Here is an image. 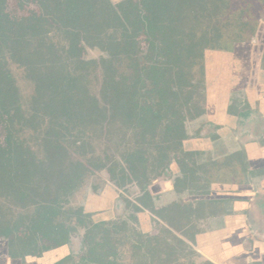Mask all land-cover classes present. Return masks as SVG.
<instances>
[{
	"label": "trees",
	"instance_id": "obj_1",
	"mask_svg": "<svg viewBox=\"0 0 264 264\" xmlns=\"http://www.w3.org/2000/svg\"><path fill=\"white\" fill-rule=\"evenodd\" d=\"M222 3L0 0V83L15 82L3 62L8 53L24 67L35 86L33 113L23 108L18 90L10 94L0 90V197L11 204L0 202V239L10 240L13 259L41 257L46 251L66 247L77 232L74 222L86 228L88 249L77 264H119L115 234L126 231V224L112 228L108 223L90 222L82 209H67L66 199L81 187L90 168L98 172L107 169L122 189L127 182L123 165L144 185L150 181L141 178L148 176L150 169L158 174L170 153L181 152L188 139L184 111L191 109L196 92L188 78L197 64L202 65L198 60L203 61L205 50L215 49L214 42L221 39L220 22L214 19ZM200 14L205 18L200 20ZM206 19L211 27L205 24ZM56 29L69 43V60L82 58L85 46L102 48L110 56L102 60L101 103L92 108L62 110L64 90L53 86L46 72L51 61L64 56L52 39ZM110 30L115 35L112 40ZM119 63L125 64L124 69ZM230 113L236 114L232 108ZM112 136L124 145L133 137L135 145L123 153L121 161L107 156L103 165L94 142ZM149 147L157 154H151ZM181 154L178 164L184 178L177 179V191L182 188L206 196L213 173L205 165L201 177L194 158L198 154ZM235 163L249 172L244 152L230 156L225 166L235 167ZM220 165L212 163L210 167ZM141 202L153 209L147 192ZM201 205L196 209L172 205L152 211L195 244L198 230L194 223ZM169 232L172 237L162 246L137 233L135 256L141 264H173L179 253H195ZM73 261L67 256L59 264Z\"/></svg>",
	"mask_w": 264,
	"mask_h": 264
},
{
	"label": "rangeland",
	"instance_id": "obj_2",
	"mask_svg": "<svg viewBox=\"0 0 264 264\" xmlns=\"http://www.w3.org/2000/svg\"><path fill=\"white\" fill-rule=\"evenodd\" d=\"M111 1L116 5L123 0ZM199 16L200 20L205 18L202 14ZM214 20L220 22L219 27H221L222 36L221 39L214 42L215 49L209 48L205 50L203 59L205 62L198 60L199 64L205 65L204 74L202 72L203 66L197 64L195 67L196 69L193 68L190 78H188V81L192 82L191 85L196 88V92L194 102L191 104V107H189L191 109H185L184 111V127L189 140L185 141V147H182L181 149V152L187 150L190 153L198 154L194 158L199 167L198 174L201 177L204 176L202 167H205L206 165V167L208 166V168H210L213 174H211L212 184L210 185L209 194L213 187L216 189L217 193H222L225 192V189L220 187L223 184L249 183L252 178H255L251 173L249 164V172L247 173L243 172L242 168L236 163L235 167L233 165L225 166L227 159L230 158V156L226 157V155L229 154V151H235L237 147L231 148L229 151L219 150V148H213L212 144L205 145L204 143L199 142L197 147L192 144L193 142L189 141L190 139H197V137L202 138V136H205V138H211L213 134H216V127L208 128L205 126L207 125L208 119L205 118L204 121H200V119L207 114V106L209 103L208 96L210 98L221 97L220 94L225 93L226 96L218 101L221 103L223 109L225 107H228L229 109L232 108L233 110L237 109V114L243 112L244 114L249 113V115L253 110L262 112L261 118L258 117L260 120L258 127L261 129L258 128L259 132H257V135L258 133L261 134V130L264 128V100H261L260 102L254 101L255 103H251L252 105L249 104L246 92H237V90H234L233 92L232 88L234 84L229 82L233 81L232 79L234 76L236 77L235 80H237V77H239L238 74H240V78L243 76V79L241 78V80L249 82L252 77L250 74V67H252L253 64L254 66H258L259 74L264 80V0H223L221 10ZM205 24L210 26L211 21L206 19ZM109 32V40H112L115 35L113 30H110ZM116 35L119 36L118 33H116ZM52 39L56 48L64 56L59 60L51 61L46 68V72L51 77L53 86L59 90L61 88L64 90L63 92L66 95V98L61 104L62 110H85L92 108L98 102L101 103L99 100L103 79L102 60L109 59V54L103 51L102 48H90L85 46L86 51L82 58H78L75 61L69 60V58H71L67 51L69 43L66 40L64 33L61 32L60 29H56L55 33L52 34ZM236 59H244L245 61L247 60V62L248 60H252V62H254L249 65L245 62L242 66L241 63L235 62ZM255 61H257V63ZM3 62L5 64V69L13 75L15 82L14 84L0 83V90L3 93L8 94L18 90L23 108L26 111L33 113L35 86L29 74L24 67L8 53L4 57ZM119 65L124 69V63H119ZM207 78L211 80V85L214 84L211 88L210 85H208L209 81L206 83ZM211 78H213V80ZM219 78H223L224 82L221 81L218 83L217 80H219ZM225 78H227V80H225ZM260 94L264 97V91ZM246 117L247 116L245 115L243 118ZM234 121H231L230 124H228V129L225 132L232 133V131H236ZM251 128L255 129V126L251 124ZM248 141L251 142L252 139H249ZM261 141V146H263L264 138ZM134 145L135 141L133 137H130L128 142L124 145L117 136H112L111 139L102 138L100 140H95L94 150L96 155L100 158L99 162L104 165L107 163V156L114 157L121 161L123 153L128 149L133 148ZM198 148L204 151L193 152L194 150H198ZM149 151L151 154L156 153L154 147H149ZM181 152L170 153L168 158L169 163H173L176 159L180 158L182 155ZM82 161L84 162L85 160ZM212 163L221 164L222 166L220 165L213 168L210 167ZM173 170L174 172H165L163 175L155 174L154 172L152 173V170H149L151 171L150 179L154 178L152 187L157 186L158 188H164L168 182L177 178L180 174L178 167L175 164L173 165ZM159 176H161V179L156 180ZM260 177L263 178L262 175ZM130 183L131 182H125V189L120 190L110 182V177L107 172L103 171L95 173L91 171L87 173L81 187L76 190L74 194H71L65 202L67 209H82L84 213L90 216V222H112L108 223V226L112 228L115 224H126V231H120V234H115V241H117L115 242V245L117 248L119 264H141L135 256V244L138 242L136 235L138 232L146 236L148 235L156 246L164 245V243L169 241L172 237L169 232L171 230L166 227L161 229L159 225L153 222L149 213L137 214L133 208L128 206L127 200L135 202L141 195L140 186L138 185L139 183H133L131 185ZM160 191H162L161 188L158 189V192ZM160 196L156 197L158 206H161L163 203H165L164 205H167V203L171 204L181 200L188 201L187 199H189L188 196H183L182 198L178 195V197L174 199L163 198V200H161ZM220 196L221 195H217V197ZM216 200L212 201L215 203L213 208L221 212V209L224 208L221 206V202ZM0 202L1 204H6L11 207V204H8L2 197H0ZM197 220L200 221V219ZM199 221L194 223V226L197 225V228ZM73 226H76V234L78 235H74L75 239L72 240L69 248L49 250L44 252L41 257H27L14 262L10 259V240L0 239V264H59L70 253L73 257V262L75 264L79 263L81 258L86 256L88 251L84 237L86 228L78 226L74 222ZM194 230L193 233L195 232ZM191 232L192 230H188L189 235L192 234ZM192 250L195 252L193 255H190L189 252L185 253V255L187 254L186 256L179 253L173 264H209L208 261L199 255L194 248ZM73 262H70L69 264H74Z\"/></svg>",
	"mask_w": 264,
	"mask_h": 264
},
{
	"label": "crops",
	"instance_id": "obj_3",
	"mask_svg": "<svg viewBox=\"0 0 264 264\" xmlns=\"http://www.w3.org/2000/svg\"><path fill=\"white\" fill-rule=\"evenodd\" d=\"M235 62L241 63L243 66L245 62L249 65L253 64L254 61L248 60L247 62L244 59H236ZM255 62L257 63V61ZM250 69L252 77L249 82L241 80L243 76L240 78V74H238L237 80L234 76L233 81L229 82L234 84L233 92L234 90L246 92L249 104L264 100V97L260 94L264 91V80L259 74L258 66L253 64ZM211 79L213 80V78ZM217 81L218 83L224 82V79L219 78ZM207 82L210 88L214 86V84L211 85V80L208 78ZM209 92L211 93L210 90ZM220 96L214 98L208 96L207 114L200 119V121H204L205 118L208 119L205 126L208 128L216 127V134H213L211 138L202 136V138L190 139L189 142H193L192 144L197 147L199 142L205 145L212 144L213 148L228 151L237 147L235 151H229L226 157L244 152L251 173L255 178H252L249 183L223 184L220 187L225 189V192L222 193H217L214 187L211 188L209 196L205 197L206 203L203 206L205 215L202 214L198 217L200 221L197 220L199 223L195 237L196 242L195 244H189L209 264H264V145L261 146V140L264 138V128L261 130V134L258 133L257 135V132L261 129L258 127L260 122L258 117L261 118L262 112L253 110L250 115L243 112L237 114L236 109L234 110L236 114L230 115L229 108L225 107L223 109L221 103L218 102L226 96V93L220 94ZM245 115L247 117L243 118ZM231 121H234L236 131H232V133L225 132ZM251 124L255 126V129L251 128ZM249 139H252V141L249 142ZM203 151L198 148L193 152ZM261 175L263 178L260 177ZM166 187L167 185L162 188L160 194L162 196L159 195L160 199L176 198V193ZM217 195L221 196L217 197ZM195 199V197H191L189 201L196 204ZM214 200L221 202V206L224 208L221 209V212L213 208L215 203L212 201Z\"/></svg>",
	"mask_w": 264,
	"mask_h": 264
},
{
	"label": "flooded vegetation",
	"instance_id": "obj_4",
	"mask_svg": "<svg viewBox=\"0 0 264 264\" xmlns=\"http://www.w3.org/2000/svg\"><path fill=\"white\" fill-rule=\"evenodd\" d=\"M229 113H230V109H229ZM189 139H187V141H188ZM186 141V140H185ZM185 141L183 142V148L185 147L184 146V144H185ZM185 150V149H184ZM185 153H190L189 151H187V150H185ZM196 154V153H195ZM99 157V156H98ZM109 157H111V156H109ZM78 158V157H77ZM179 159L180 158H178V159H176L173 163L171 162V163H169V160H168V162L166 163L167 165H166V167H164L163 169H159V171H158V174H160V175H163L165 172H174V170H173V165L175 164L177 167H178V170H179V176L177 177V178H175L174 180H171L170 182H168L166 185H167V187H169V190H171V191H174L175 193H176V195H177V197H178V195L180 196V197H182L183 198V196H188V198H191V197H195L196 198V204H195V202H192V201H189V199H187L188 201H185V200H181V201H179V202H173V203H169V205H161V206H158L157 205V201H156V197L158 196V195H160L161 193H162V191H160V192H158V189H162V187H160V188H158L157 186L155 187V186H153L152 187V183L154 182V178L153 179H150V173L148 174V176H144V177H142L141 178V180H142V182H146V180L147 179H149V183L147 182L146 184H144V185H142L139 181H137V179H135L133 176H132V172H131V170L126 166V165H123V167L125 168V175H126V177H127V182H131L130 183V185L131 184H138L139 186H140V191H141V195L136 199V201L135 202H132V201H129V200H127V203L129 202V203H131V204H129L128 203V206L129 207H131V208H133L136 212H137V214H147V213H149L150 215H151V219H153V222H155L157 225H159V227L161 228V229H164L165 227L166 228H168V229H170L177 237H179L181 240H183V241H185L188 245H190L189 243H191V242H189L187 239H185V238H183V236H181L179 233H177L176 231H174L173 229H171L164 221H162L160 218H158L154 213H153V209L155 208V209H164V208H168L169 206H172V205H177V206H193V208L194 209H196V208H198V207H200V206H198V203H200L201 202V213L199 214V216H201L202 214H204L205 215V212H204V208H203V206H204V204H205V202H206V200H205V197H207V196H209L208 194L206 195V196H196V195H194L193 194V190H184V189H182V188H180L178 191H177V189H176V186H175V184H176V181H177V179H183L184 178V175L182 174V171H181V169H180V166H179V164H178V161H179ZM80 161H82V159H80ZM83 162V161H82ZM93 172H98V171H96V170H94V169H92V168H90ZM151 170V169H150ZM103 171H105V172H107L108 174H109V177H110V182L112 183V184H114L118 189H120V190H124L125 188H119L118 186H117V184L114 182V181H112V178H111V174H110V172L107 170V169H105V170H103ZM103 171H99V172H103ZM162 171V172H161ZM161 172V173H160ZM148 177V178H147ZM161 179V176H159V177H157L156 178V180H160ZM156 183V182H155ZM154 183V184H155ZM158 184V183H157ZM166 187V188H167ZM155 188V189H154ZM148 193L149 195H150V199H151V204H152V206H153V209H147L146 207H144L143 206V203L141 202V199L144 197V195H145V193ZM158 192V193H157ZM177 201V200H176ZM168 204V203H167ZM84 214H86V213H84ZM87 215V214H86ZM198 216V217H199ZM199 219V218H198ZM197 221V219H195V222ZM100 223H102V222H100ZM103 223H107V222H104L103 221ZM108 223H112V222H108ZM97 224V223H96ZM74 235L76 236V235H78V234H76V233H74V234H72L71 235V239H70V243L72 242V240H74L75 239V237H74ZM84 235H86V233L84 234ZM85 237V236H84ZM196 237V236H195ZM83 242H84V240H83ZM70 243L66 246V247H63V248H69V245H70ZM191 244H193V243H191ZM191 246V245H190ZM192 248H193V246H191ZM55 249H57V248H55ZM52 250H54V249H52ZM68 256H71V253L68 255ZM28 257H30V256H28ZM27 258V257H26ZM31 258H33V257H31ZM66 258V257H65ZM11 259V261L12 262H14V261H18V260H20V259H18V260H16V259H13L12 257L10 258ZM211 264V263H210Z\"/></svg>",
	"mask_w": 264,
	"mask_h": 264
}]
</instances>
